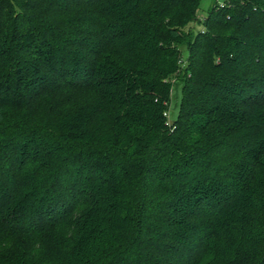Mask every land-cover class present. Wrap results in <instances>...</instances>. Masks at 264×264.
Listing matches in <instances>:
<instances>
[{
    "label": "trees",
    "instance_id": "16d2710c",
    "mask_svg": "<svg viewBox=\"0 0 264 264\" xmlns=\"http://www.w3.org/2000/svg\"><path fill=\"white\" fill-rule=\"evenodd\" d=\"M201 1L0 0V264H264V0Z\"/></svg>",
    "mask_w": 264,
    "mask_h": 264
},
{
    "label": "rangeland",
    "instance_id": "374dc122",
    "mask_svg": "<svg viewBox=\"0 0 264 264\" xmlns=\"http://www.w3.org/2000/svg\"><path fill=\"white\" fill-rule=\"evenodd\" d=\"M226 0H202L200 5L199 14L201 17H204L208 14L212 6L217 3H223ZM181 98V92H178L177 99L172 101L171 105L169 106L168 110V121L172 124L173 120L177 117L179 112V103ZM14 251H17L16 249H13Z\"/></svg>",
    "mask_w": 264,
    "mask_h": 264
},
{
    "label": "built area",
    "instance_id": "2783aa9c",
    "mask_svg": "<svg viewBox=\"0 0 264 264\" xmlns=\"http://www.w3.org/2000/svg\"><path fill=\"white\" fill-rule=\"evenodd\" d=\"M165 115H166V116H168V112H167V113H165ZM167 123H168V124H171L169 121H168Z\"/></svg>",
    "mask_w": 264,
    "mask_h": 264
}]
</instances>
